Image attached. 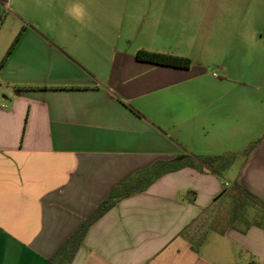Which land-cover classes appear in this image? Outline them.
I'll return each mask as SVG.
<instances>
[{"label":"crops","instance_id":"1","mask_svg":"<svg viewBox=\"0 0 264 264\" xmlns=\"http://www.w3.org/2000/svg\"><path fill=\"white\" fill-rule=\"evenodd\" d=\"M73 2L0 0V264H51L114 188L186 154L236 159L121 198L71 264H264V226L221 222L235 184L264 205V0H81L83 24Z\"/></svg>","mask_w":264,"mask_h":264},{"label":"trees","instance_id":"2","mask_svg":"<svg viewBox=\"0 0 264 264\" xmlns=\"http://www.w3.org/2000/svg\"><path fill=\"white\" fill-rule=\"evenodd\" d=\"M136 58L139 61L159 66H170L183 69H188L191 66V61L188 58L171 54L138 51ZM253 146V144L250 145L248 149L244 151V155H248L253 149ZM235 159L236 155L234 154L204 156L186 154L180 162L173 163L161 160L155 162L151 167L145 170L138 171L112 190L109 197L84 220L82 225L72 233L50 257V263L71 264L89 227L108 210L114 207L121 198L142 192L161 176L184 167H191L200 172L208 170L212 173L222 175L233 165ZM221 196H225L227 200L225 205L226 214L221 220L223 224L244 229L248 228L251 224L264 226V205L260 201H256L255 197L247 190L235 184L232 188L224 190Z\"/></svg>","mask_w":264,"mask_h":264},{"label":"clouds","instance_id":"3","mask_svg":"<svg viewBox=\"0 0 264 264\" xmlns=\"http://www.w3.org/2000/svg\"><path fill=\"white\" fill-rule=\"evenodd\" d=\"M66 14L70 15L77 23L83 24L87 16V12L81 0H74L72 7L66 10Z\"/></svg>","mask_w":264,"mask_h":264},{"label":"water","instance_id":"4","mask_svg":"<svg viewBox=\"0 0 264 264\" xmlns=\"http://www.w3.org/2000/svg\"><path fill=\"white\" fill-rule=\"evenodd\" d=\"M178 160H176L175 162H177Z\"/></svg>","mask_w":264,"mask_h":264}]
</instances>
